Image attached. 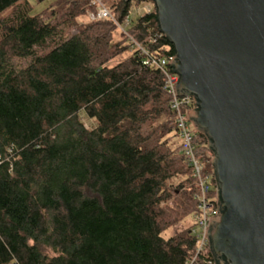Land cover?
Here are the masks:
<instances>
[{"label":"trees","instance_id":"16d2710c","mask_svg":"<svg viewBox=\"0 0 264 264\" xmlns=\"http://www.w3.org/2000/svg\"><path fill=\"white\" fill-rule=\"evenodd\" d=\"M102 1L127 34L83 21L91 0L35 15L0 0V264L214 262L193 226L162 236L197 211L192 169L163 75L133 41L153 56L173 46L155 8L132 21L140 1ZM194 145L211 173L201 133Z\"/></svg>","mask_w":264,"mask_h":264},{"label":"water","instance_id":"95a60500","mask_svg":"<svg viewBox=\"0 0 264 264\" xmlns=\"http://www.w3.org/2000/svg\"><path fill=\"white\" fill-rule=\"evenodd\" d=\"M131 1V0H126ZM173 46L179 95L213 153L214 264H264V0H137Z\"/></svg>","mask_w":264,"mask_h":264},{"label":"built area","instance_id":"2783aa9c","mask_svg":"<svg viewBox=\"0 0 264 264\" xmlns=\"http://www.w3.org/2000/svg\"><path fill=\"white\" fill-rule=\"evenodd\" d=\"M91 5H93L96 10L86 15L88 20L110 19L120 31L127 34L125 28L113 17L105 2L102 0H91ZM152 9H154L153 3L148 2L146 12H150ZM133 42L146 57L143 64L159 69L163 75V87L170 97V108L175 113L176 131L181 141L182 153L192 169L193 190H195L194 199L197 204V211L195 213L196 223L192 229L196 237V254L210 253L207 227L210 219L217 215V186L214 181L213 169L211 173L205 172L204 165L195 151L194 137L196 133L199 132L189 119V113L196 108L195 99L189 95H179L177 93L175 84L178 82L179 77L173 72L170 65L173 55L153 56L135 41ZM206 146L207 155L209 156L211 164L213 153L209 149L207 141ZM208 264H214V262L208 261Z\"/></svg>","mask_w":264,"mask_h":264},{"label":"rangeland","instance_id":"374dc122","mask_svg":"<svg viewBox=\"0 0 264 264\" xmlns=\"http://www.w3.org/2000/svg\"><path fill=\"white\" fill-rule=\"evenodd\" d=\"M53 1L54 0H40V1L39 0H27L28 5L30 6V14L31 15L39 14L40 12L44 11ZM147 3L148 2H145V1H140L137 4L132 2L130 13H129V17L132 21H136L141 15L146 13ZM82 20L88 21L87 17H83ZM114 37L118 38L119 35L115 33ZM124 55L114 60L113 63H116L117 61H119L121 58L124 57ZM81 116H82V121L84 122L86 126H92L93 124L92 121L87 119L83 114H81ZM177 141L180 142L179 139H177ZM173 182L176 184V182H178V179L173 180ZM185 186L186 187L188 186L187 190H189L190 188L193 190L194 188L193 182L189 184H185ZM195 223H196V214L193 213L190 216L186 217L183 221L179 222L178 224H175L169 227L168 229H166L162 233V236L164 238H168L174 235L175 233L180 232L183 229L194 226Z\"/></svg>","mask_w":264,"mask_h":264}]
</instances>
